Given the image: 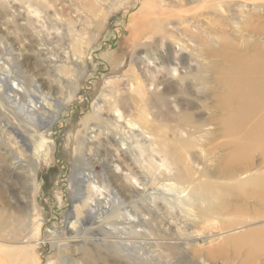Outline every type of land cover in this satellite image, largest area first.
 Returning <instances> with one entry per match:
<instances>
[{"label": "rangeland", "instance_id": "obj_1", "mask_svg": "<svg viewBox=\"0 0 264 264\" xmlns=\"http://www.w3.org/2000/svg\"><path fill=\"white\" fill-rule=\"evenodd\" d=\"M251 43L264 46V0H0V81L22 86L19 102L33 116L20 121L8 112L1 95L9 88L0 87V245L25 241L33 226L42 238L28 258L17 257L12 264H140L131 254L119 257L113 247L88 245L85 253L71 243L59 252L49 244L65 231L73 206L83 209L92 155H115L112 164L130 165V155L119 153L104 136L113 121L106 107L118 104L134 119L147 107L159 126L170 125L178 113L196 125L206 123L219 109L210 82L215 72L205 64L225 68V55L243 54ZM198 66L205 71L204 85ZM211 122L203 129L217 128ZM92 127L101 131L99 145L86 139L78 149V135ZM221 140L216 131L178 142L195 176L222 178L217 165L228 150L207 151ZM251 156L257 165L258 151ZM94 166L97 174L110 172L103 164ZM177 216L175 211L161 223L172 219L182 226ZM80 221L77 232L86 236L110 223L122 227L124 216L101 224L88 217ZM154 253L157 258L145 263L199 259L189 251L187 260L176 261L175 250L165 247ZM0 261L11 264L3 252Z\"/></svg>", "mask_w": 264, "mask_h": 264}, {"label": "bare ground", "instance_id": "obj_2", "mask_svg": "<svg viewBox=\"0 0 264 264\" xmlns=\"http://www.w3.org/2000/svg\"><path fill=\"white\" fill-rule=\"evenodd\" d=\"M224 59L225 68L205 64V70L212 68L215 72L210 82L214 84L219 109L206 123L196 125L187 114L178 113L169 118L170 125L163 122L159 126L147 107L135 113L136 119L126 110H120L118 104L106 107L113 121L112 128L104 136L113 142L119 153L130 155V165L112 164L115 155H107V158L92 155L91 170L85 178L88 193L83 209L73 206L65 231L59 233L58 240L49 242L51 249L62 252L60 249L68 248L71 243L85 253L89 251L88 245L113 247L119 257L131 254L140 264H148L145 262L157 258L154 253L157 248L165 247L175 250L176 261L187 260L190 251L199 258L193 260L194 264H215L217 261L221 264H264V46L251 43L249 51L225 55ZM204 72L198 66L200 77L193 76L199 77L203 85ZM0 82L2 90L8 87L14 92L10 94L5 90L1 95L6 100L8 112L20 121L32 120L27 107L19 102L22 86L14 81ZM141 92L144 95L145 89ZM213 120L217 128L203 129L213 126ZM49 128L50 125L45 127ZM83 130L76 140L78 149L83 148L86 139L94 146L99 145L101 131L93 127ZM216 131L222 140L218 146L211 144L207 151L220 147L228 152L227 158L217 165L223 176L215 181L195 176L187 150H182L178 142L194 140L196 134L205 138L215 135ZM15 132L18 137L21 135L18 130ZM48 139L54 145L52 138L48 136ZM175 150H179L178 153ZM254 151H258L257 165L252 162ZM95 164H103L110 172L95 173L92 169ZM118 189L125 192V196L120 195ZM104 191L106 193H102ZM175 211L182 226L173 224L172 219L163 225L161 219L170 217ZM122 214L124 224L120 228L110 223L109 227L99 226L86 236L77 232L83 217L101 224L111 216L119 218ZM3 221L0 217V224L3 225ZM33 228L25 241L0 245V252L7 254L11 264L17 257L28 258L27 254L41 243L38 230ZM230 243L233 246L227 250L225 246Z\"/></svg>", "mask_w": 264, "mask_h": 264}]
</instances>
